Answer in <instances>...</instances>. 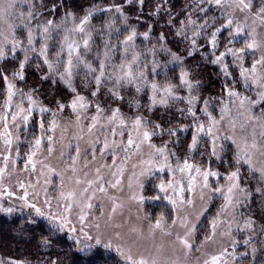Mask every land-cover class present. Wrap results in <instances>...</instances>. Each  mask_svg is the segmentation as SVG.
<instances>
[{
	"label": "rangeland",
	"instance_id": "rangeland-1",
	"mask_svg": "<svg viewBox=\"0 0 264 264\" xmlns=\"http://www.w3.org/2000/svg\"><path fill=\"white\" fill-rule=\"evenodd\" d=\"M209 6L216 11L217 16L223 19L219 27L227 23V20L230 18L231 14V18H234L232 29H235L236 24H240L244 29L235 40H232V37L229 36V29H223L226 31V38L222 39L217 36V46H220V52H224L226 48L239 49L244 47V40L246 38L249 40L252 38L248 37L247 33L251 32L253 28L255 29V39L258 42L264 41V22H262L260 18H257L256 15L257 13H260L261 8H264V0H251V8L245 9L243 12L236 8L234 4L231 7L228 5H225L224 7H217L215 4L208 5L207 7ZM260 16L264 17V13H260ZM13 22L17 24L19 23V21ZM32 26L35 27L33 24ZM0 29L4 30L6 35L8 34L6 23L0 24ZM13 34L18 40L22 41L25 46L27 45V29L17 28ZM3 39L4 37L0 36V42H3ZM37 39L40 44L43 43L39 37H37ZM230 40H232L231 43H229ZM59 43L56 44L48 41L50 58L54 57L56 50L59 48ZM132 43L134 44V41ZM35 44L34 46L37 48V50H39L40 44L39 46ZM5 47L6 58L20 57L22 60H24L25 53L21 49L18 48L15 57H13L11 45L6 44ZM81 51H83L82 48ZM122 53L123 48L121 50V54ZM262 53H264V48H258L255 50V52L248 50L247 54H241L244 55L243 66L250 68L254 58L258 59ZM28 55L30 58L23 69L24 79L21 80L18 77L13 79L12 74L14 72H12L9 77L10 82L16 86V95L13 97L12 106L9 109V113L17 111L16 104L21 102L24 108L28 107L26 94L29 92L32 93L33 99L38 101V104L32 117L30 118L26 131L23 129V124L21 123L19 130V141H14L12 151L10 153H0V167H4L2 155L7 154L10 157L7 164V172L5 173L3 179L0 180V184H3L4 187H7L9 191L16 193V195L11 197L4 196L3 199H0V205H6L5 208L11 206L23 211V214H30L32 217L39 218L44 220L43 222L49 223L51 221L47 218V214L50 211H57V201L56 199L52 200L51 208L44 205L45 195L43 189L46 188L48 190L49 198L58 196L61 190L65 193L69 191L78 192L83 187H87V184L84 183L85 181L97 179V168L100 169L99 175L102 176L105 181L114 183L115 178L110 173L115 171V168H109L105 166L112 165L113 157L107 152L101 156L99 151H96L94 159L92 155L93 148L97 150L103 148V137H100L101 143L93 144L92 142L96 140L98 134L89 135L87 132V127L89 124H91V116L97 114L96 105L99 104L104 110L101 113L102 118L110 115L111 110L116 108H119L121 113L130 119L137 115L131 116L129 107L127 106L126 109L123 110V105L118 102H122L124 98L120 99L112 95V93L109 91L107 80L103 83L97 95L92 96L91 92L95 90V82L92 81L90 86H85L86 69L83 67V65H81L77 70L78 74L73 80V84L76 87L77 92L85 97V100L88 104L86 109H79L78 107L77 111L80 115L79 122H77L76 119L77 113H74L72 108L67 106L70 105L71 101L75 98L76 93L70 91L69 88L62 81H59L58 77L56 76L53 77L54 79H52V81L59 82L61 87L67 92L65 100L62 102L57 101V105L59 102V104L66 105V107L63 111L60 109L56 111L52 110L45 104V99L40 97V92H36V90L39 88H36V90L33 88L30 78L28 79L30 73L25 72V70L28 71V69L35 70L36 72L40 73L38 77L41 81H48L47 79H42V76L48 74L47 66L44 65L43 60L37 55V53L29 52ZM35 56L39 61L33 60ZM64 58H67L66 53L64 54ZM128 59H131V55ZM240 64L241 61L231 55L226 56L222 63L218 64L221 69L222 66H227V72L229 73V78L231 79V85L222 91L220 96L216 98L218 104L213 105V101L210 102L207 100V110L216 119H219L220 110L225 106V104H227L229 108L232 107V105L228 103L229 97L227 92L229 88L240 92L242 96L246 95L251 99H257L256 88L251 87L246 89L244 86V82L240 77ZM37 65H40V67H37ZM60 70L62 71L63 69L61 68ZM182 72L187 71H180L178 76L179 82L174 88V92L175 95L184 99L173 100L172 98H169V102L181 101L183 106L189 107L187 103V98L190 96L189 90L186 85H181L180 82V76ZM88 79H91V77ZM187 79L193 84L189 75ZM40 80L36 81L38 85L40 84ZM151 95V87H149V96ZM191 95L194 96L192 92ZM6 97L7 85L5 84L4 95L0 101V115H3L5 112L4 103ZM115 99L118 102H116ZM221 100L224 101L223 104L221 103ZM41 106L49 109V111L43 114L40 113L39 107ZM157 106L163 105L158 104ZM204 107V100L197 98L195 101V110L197 116L199 117L197 122L207 125V116L201 112ZM261 107L262 105L255 106L253 109L255 115H260ZM136 108L137 107L134 106L135 110ZM211 108H213L215 111L211 110ZM177 111L181 112V109L177 108ZM167 114V116L171 118L170 115H172V113L168 112ZM235 114L236 113L234 110L232 113H230V115L233 116ZM240 119L242 120L243 117H240ZM52 120H55L58 126L54 131L49 132L47 129L51 126ZM41 121L45 125L44 130H41L40 128ZM8 122L10 126L9 130L12 132L13 137H15L18 134V131L12 126L10 114ZM193 123L194 118L192 117L190 122L191 125H162L164 131L160 132V130H156L157 134L151 137L150 143L156 147L167 145L168 151L175 153V156L170 157V162L173 167H175L176 161L178 159L183 161L185 158L190 156V162L202 164L205 168L210 167L212 171L218 172L220 174L219 176L209 177L208 182L210 189L222 188L224 192H227L229 182L225 179V177L228 173L235 171L236 167H238L235 164L234 159V155L237 151L236 145L230 140L218 141L224 150L221 153V159L217 160L216 157L209 155L211 151L210 139L207 136H203L198 143L197 148L189 153L188 145L191 144L192 136L196 131L195 127H193ZM182 128L185 130H181ZM2 129L3 121H0V130ZM169 129L174 130L176 135L169 136ZM129 130H131L130 125L129 128L125 129L124 137L119 135H116L115 137L110 136L109 141L111 142L113 139L117 142L123 140L126 143L127 132ZM149 131H152L151 127H149ZM221 131L226 132L228 135L232 134V130L228 127L227 119L221 122ZM250 131L251 129H249V132ZM257 131H259V128H257ZM237 133H239V128H237ZM133 135H135L134 132ZM49 136L53 137L51 142L48 140ZM80 137L83 138L81 139ZM35 138H41L42 142L39 151H37L36 155L34 156V160L42 161L44 166H42L40 163H37L35 172H32L31 170L26 172L24 171V164L27 159L25 154L28 153L30 147L34 145ZM148 144L149 142H144L142 144L141 153L132 155L127 163L123 165L124 172L122 175H118L117 177L121 180V184L119 186L112 188L109 187L108 184H105L107 194L99 192L95 194L92 200L94 207L88 210L90 211L91 215L83 223V232H88L93 237L102 234L105 241H107L114 232L120 233L121 239L117 241V243H127V245L132 248L133 253L139 252L143 253L145 256H147L149 253L156 255V251L159 249L160 254L157 256V258L161 261V264H173V262L174 264H203L205 259L210 258L212 255H218L223 249L227 250L228 255L225 257V259L227 260L228 264H247L242 262L244 254L240 252L239 247L242 245V240L246 238V232L248 229V227H245V222L249 220V211L246 204L251 206L252 203H254V201L249 202L250 198L253 197L256 201L255 205L253 206H258L264 209V180H261L259 173H250L247 165L239 166L241 167L240 186L246 190L248 195H241L239 190H235L233 204L229 205L226 209L223 207L225 204L223 195L216 193L215 191H211L210 189H202L203 179L202 177H197V184L194 188V191L192 193H188L187 191L183 193L185 197L193 198V205H184L174 210L173 205L167 200L163 198L154 200L152 197L156 195L161 197L165 196L166 194L172 195L171 189H169L168 193H161L158 186L162 182L167 184V182L170 180L180 179L182 174L177 172L175 173V176H173V174L167 169H165L163 172L155 171V169H153L150 173L146 172L144 175H141L140 173L143 169L149 168V165L142 164L141 161H147L149 159L150 153L155 152V148H149ZM49 146L53 148L51 155H49L47 152V148ZM2 147L3 145L0 143V148ZM17 147L20 150L19 156H17L16 153ZM77 147L80 149V157L77 164L75 165L76 172L74 174L71 170L72 166L69 157L76 156ZM116 151L117 163H119L126 154L121 152L119 149ZM62 153L63 155H61ZM13 160L16 161L15 164L12 163ZM85 164H87V167H85ZM253 164L256 168L264 166V156L256 153L253 156ZM30 168L31 166H29V169ZM49 169H52V171H49ZM246 171L247 175L243 174ZM41 172H43L44 175H41ZM84 173H87V176H85ZM242 175L246 181L247 179L250 180L253 177L256 178V181L254 182L255 186L252 188L251 192H248L247 188L245 187V184L248 185L249 183L242 181ZM130 178L131 187H129ZM76 179H80L82 183L77 185L75 183ZM21 181L25 185L32 184L36 186L35 188L28 189L30 193L34 191L40 192V196L38 198L30 196L29 200L30 202L35 203L38 199L39 203L37 206H43L42 210L45 212L44 216L38 215L34 209L24 206L23 201L17 199V196L22 194V190L18 186L19 182ZM48 181H50V183ZM184 183L186 186V174ZM141 184L142 187L140 186ZM258 188H260L261 191H257ZM202 191L203 198L201 196ZM133 193H135L137 196H143L145 198L143 203H141L139 199H132L131 197ZM209 197H211V199H209ZM237 199L241 202L237 203ZM113 207L116 209L115 212H113ZM101 212H103V215H101ZM201 212L203 213L202 215L200 214ZM78 214L79 209L69 215V219L72 222L69 227H75L77 232L71 233L69 227H66L64 230L68 231L70 235L73 234L76 239H81L82 244H92L94 247H99L103 251L111 252L124 262V260L116 253L115 247L112 249H105L103 246L95 245L94 239L88 241L83 238V234L81 232L82 224L78 219ZM109 216L112 218L110 221L112 227H105V221ZM161 216H163L162 226L164 231L154 227L156 221L160 219ZM184 218H187V227H191L193 224L196 226L195 230L188 237L189 242L192 243L193 250L188 251L187 257H185L183 254L182 246L176 242V235L180 234L183 236L185 232V226L180 223V221ZM173 220L177 221L175 225L172 223ZM95 223L100 224L99 231L95 228ZM213 223L216 224L215 230L213 229ZM251 227L255 231L261 232L259 223H253ZM213 231H215L213 239L211 241L205 242V237L212 236ZM168 232H171V236L167 234ZM259 235L262 237V234ZM233 242H235V251H233ZM195 249L200 250L195 251ZM125 250L127 251V248ZM255 252L257 255L261 254V249L260 251L257 250Z\"/></svg>",
	"mask_w": 264,
	"mask_h": 264
},
{
	"label": "snow or ice",
	"instance_id": "snow-or-ice-1",
	"mask_svg": "<svg viewBox=\"0 0 264 264\" xmlns=\"http://www.w3.org/2000/svg\"><path fill=\"white\" fill-rule=\"evenodd\" d=\"M130 3L131 0H128ZM143 3V0H140ZM197 4L207 3L208 5L215 4L217 7H224L228 5L231 7L233 4L236 8H238L241 12L245 9L251 8V0H195ZM27 4V8H23V5ZM39 4V6H37ZM19 10V11H18ZM50 11L53 16L55 15L57 8L54 4L51 9H47L44 0H0V24H7V35L4 30L0 29V36H3V42H0V60H4L6 58V44L11 45V51L13 57H15L17 49H21L25 55L24 60L20 61L19 71L14 72L13 79L19 78L24 79L23 69L25 64L29 60V52L37 53V55L43 60L44 65L47 66L48 74L42 76V79H49L53 76L58 77L59 81H62L70 91L76 93L75 98L71 101L70 106L74 113H77L76 119L77 122L80 120V115L77 111L79 109H86L88 104L85 100V97L80 95L77 92L76 87L73 84L74 78L77 76V70L81 65L86 69L85 72V86H90L91 82H95V90L91 92L92 96H96L100 91L101 86L107 80L110 81L112 86L109 87V91L113 96L122 99L120 96L119 89L125 86H134L137 93L141 92L143 88L149 85L148 79V64L147 57L144 53H138L135 49L134 44L132 43L136 37L135 29L126 36V38L121 42L123 45V53L120 56V63L115 64L112 63L113 57L119 51L118 47H113L110 45L108 41L104 43V51L101 54L99 51L96 53V58L99 61L98 67L94 66L93 63L87 59L88 53L92 51V30L87 28L90 18L94 15V12L98 9L93 8L87 10L86 14L79 19L77 22L75 16L71 12H65L63 18L59 23L55 21V19H46V21L41 22L40 17L43 15V11ZM104 11H112L111 8L103 9ZM200 12H206L207 9L200 8ZM115 11L117 13L122 12V8L120 6H115ZM159 11V8H157ZM26 13V14H25ZM260 13H264V8L260 9ZM260 13H257V18H260L262 22H264V17L260 16ZM33 20L37 21L35 27L32 26ZM69 20L72 22V27H67ZM13 21H19V23H14ZM195 21L189 18L187 19L188 25H195ZM181 24L184 25L185 21H181ZM234 24V18H230L227 20V23L223 24L221 27L215 28L211 33V41L213 48V55L215 59L211 61L213 64H221L224 58L228 55L233 56L234 58L241 61L240 64V77L244 82V86L246 89L255 87L256 88V96L257 99H251L250 97L244 95L242 96L240 92L233 90L232 88L228 89L227 95L229 97L228 103L232 105L231 108L225 104L224 107L220 110V117L216 119L213 117L207 110L208 101L205 100L204 109L201 112L207 116V125L204 123H198L199 117L197 116L195 110V101L197 97L192 96L191 92L194 88V85L187 79L188 73L182 72L180 76L181 85H186L190 96L187 98V103L189 107L187 108V113L194 118L193 127H195L196 131L192 136L191 144L188 145L189 153L194 151L197 148L198 143L202 139L203 136H207L211 141V151L209 153L210 156L216 157L217 160L221 159V153L223 152V147L218 141L230 140L233 144L236 145L237 151L234 155L236 167L235 171H231L225 177V179L229 182V186L227 188V192H224L222 188H214L210 189L209 185V177H217L220 174L218 172L212 171L210 167L205 168L202 164H197L195 162H190L191 157L185 158L183 161L179 159L176 161L175 167L172 166L170 162V157L175 156V153L169 152L167 149V145L162 147H156L155 145L150 143L151 137L155 136L156 130H160L163 132L164 129L161 124L155 123L153 124L151 120L146 119L142 115H137L134 118H128L124 116L119 108L111 110V114L106 116L105 118L101 117V113L104 111L99 104L96 105V115L91 116V124L87 127V132L89 135L98 134L93 144L101 143L100 137H103V148L95 149L93 148V159L95 158L96 151H99L101 156H103L106 152L113 157L112 165L106 167L115 168V171H112L110 174L115 178L114 183L105 181L102 176L99 175L100 169L97 168V179L95 180H87L84 183L87 184V187H83L81 190L77 191H69L65 193L64 191H60L58 196H53L49 198L48 190L43 189L45 200L44 205L51 208L52 200L56 199L57 201V211H50L47 214V218L52 222L53 227H58L59 230L63 231L66 227L71 225V221L69 219V215L79 209L78 219L82 224L81 232L83 234V238L91 241L95 240V245L103 246L105 249H112L115 247L116 253L124 260L125 264H161V261L157 258L160 254V250L157 249L156 255L149 253L145 256L143 253H133L132 248L127 245V243L121 244L117 243L121 239L120 233H113L112 236L105 241L103 239V235H97L93 237L88 232H83V223L88 219L91 215L90 209L94 207L92 200L97 192L107 194V189L105 184H108L109 187L116 188L121 184V180L118 175H122L124 172L123 165L127 163L132 155H136L141 153L142 144L144 142H149V148H155V152L150 153L149 159L147 161L142 160V164L149 165V168L143 169L141 171V175H144L146 172L150 173L153 169L155 171L163 172L167 169L170 173L175 176V173H181L180 179H173L165 183H161L159 187V191L161 193H168L169 189H171L172 195H165L163 197L156 195L152 197L154 200L165 199L170 204L173 205V209L175 210L178 207H182L184 205L192 206L193 198L185 197L183 193L187 191L188 193H192L197 184V177H202L203 184L202 189H210L211 191H215L223 195L225 204L224 208L226 209L229 205L233 204V199L235 196V190H239L241 195L247 196L246 190L240 186L241 180V167L242 165H247L250 173L255 174L259 173L261 180H264V166L256 168L253 164V156L256 153H259L261 156H264V53L260 55L258 59L254 58L251 67L246 68L243 66L244 55L247 54L248 50H252L255 52L258 48H264V41H257L255 39L254 33L255 29L253 28L251 32L247 33L248 37H252L250 40H244V47L239 49L226 48L224 52H220L219 55H215V49L217 48V36L222 32L223 29H229V36L232 37V40H235L237 36H239L243 32V26L240 24H236L235 29H232V25ZM111 27V25H109ZM207 27V21L205 24L198 25L196 28H193V32L195 36H199L201 34V30ZM17 28L27 29V45L25 46L22 41L18 40L16 36L13 34ZM59 31H62L63 37L59 43V48L56 50L54 57L50 58L49 56V45L48 41L54 38L53 33L59 34ZM151 29H149V32ZM184 29L181 28L178 30L177 35H181ZM11 37V38H9ZM37 37L43 41L40 44L39 50L34 46L35 43L38 42ZM145 39L148 38V33H144ZM187 38V37H186ZM161 40L164 39L163 35L160 37ZM229 41V43L232 42ZM196 47V42L193 40V48ZM81 48L83 51H81ZM67 54V58H64V54ZM129 54L131 55V59H128ZM153 56L155 55V50H152ZM192 52L189 51V55ZM142 56H144V60H142ZM180 57L173 53V60H179ZM259 66V67H258ZM40 67V65H37ZM63 69L62 71L60 69ZM111 69V71H109ZM224 74L227 76L229 73L227 72V66H222L221 69ZM151 73L153 76H157V64L153 59ZM0 76L3 77L5 84L7 85V97L5 99L4 107L5 112L3 115H0V121H3V129L0 130V143H2L3 147L0 148V153L12 151V146L14 141H19V130L21 123L23 124V129L26 131L29 125L30 118L32 117L34 110L37 107L38 101L33 99V95L31 92L27 93L28 107L24 108L22 106V102L16 104L17 111L9 113V109L12 106L13 97L16 95L15 85L10 82L9 77L3 72L0 71ZM91 77V79H88ZM56 81H54L55 83ZM152 95L149 96V111L155 108L158 104L163 105L165 107L169 104V98L173 100L184 99L175 95L174 88L175 85L169 83L161 87L152 82L150 84ZM35 91V90H33ZM24 95V94H22ZM159 97V98H158ZM223 104L224 101L221 100ZM256 105H262L260 115H255L253 109ZM59 109L61 111L64 110L66 105L59 104ZM235 111V115H230V113ZM40 113L48 112L49 109L45 107H39ZM184 111V110H181ZM9 114L11 115L12 126L15 127L18 131V134L13 137L12 132L9 130ZM240 117H243L241 120ZM228 121V127L232 130V134L228 135L226 132L221 131V122ZM19 121V122H18ZM106 121V122H105ZM131 127V130L127 132L126 143L121 140L117 142L116 140L109 141V137H115L119 135L121 137L125 136V129ZM57 122L55 120L51 121V126L47 129V131L52 132L57 127ZM149 127L152 128V131H149ZM41 130H44L45 125L41 121L40 122ZM237 128H239V133H237ZM259 128V131H257ZM249 129L251 131L249 132ZM181 130H185L182 128ZM133 132L135 135H133ZM169 136H175L176 132L172 129L168 130ZM142 137V138H141ZM81 139L83 137H80ZM48 140L51 142L53 137L49 136ZM41 138L34 139V145L30 147L29 152L25 155L27 159L24 164V171L31 170L32 172L36 171L37 163H40L42 166V161L34 160V156L36 152L39 151L41 145ZM111 149V150H110ZM117 149L126 155L123 159L117 163ZM219 149V150H218ZM110 150V151H109ZM47 152L49 155L52 154L53 148L48 147ZM17 156L20 155V150L17 147L16 149ZM63 155V153L61 154ZM80 157V149L76 148V156L69 157L71 160L72 172L75 174L76 168L75 165L78 162ZM159 158V159H157ZM10 157L7 154L2 155V162L4 163V167H0V180L3 179L5 173L7 172V164ZM13 164L16 163L15 160L12 161ZM29 166L31 168L29 169ZM87 167V164H85ZM135 167V165H134ZM52 171V169H49ZM44 175L43 172L40 173ZM186 180L187 184L185 186L184 180ZM87 176V173H84ZM50 183V181H48ZM75 183L80 185L82 181L80 179H76ZM95 185V187H94ZM19 188L22 190V194L17 196V199L23 201V205L35 210V212L44 216L45 212L42 210L43 206H37L39 203L38 199L35 203L30 202L29 197L38 198L40 196L39 191H34L30 193L28 191L29 188H35V185L28 184L25 185L22 181L18 184ZM142 187V184L140 185ZM129 187H131V178L129 180ZM257 191H261L260 188ZM16 193L9 191L7 187H4L3 184H0V199H3L4 196H13ZM203 198V191L201 193ZM132 199H139L141 203L144 201L143 196H137L133 193ZM211 199V197H209ZM237 203L241 201L237 199ZM62 209V210H61ZM15 209L11 206L2 207L0 206V212L12 213ZM115 207H113V212H115ZM203 214L202 212L200 213ZM103 215V212H101ZM111 216L105 221V227H112ZM163 216L156 221L155 228L161 229L164 231L162 226ZM173 225L177 223L176 220L172 221ZM180 223L185 226V232L183 236L180 234L176 235V242L182 246V251L185 257H187L188 251L193 250L192 243L189 242L188 237L195 230V225H191V227H187V218H184L180 221ZM253 221L250 219L245 222V227H251ZM95 228L99 231L100 224L95 223ZM216 224L213 223V229L215 230ZM71 233H76L77 229L75 227H69ZM171 236V232L167 233ZM215 235V231H213L212 236H206L205 242L211 241ZM72 238L71 236L69 237ZM75 243L78 246H81L79 250L83 251L85 249H91L93 247L92 244L84 243L82 244L81 239H76ZM248 241H245L247 244ZM203 246V245H202ZM127 248V251L125 250ZM200 249H195V251H199ZM233 251H235V242H233ZM228 255L227 250L223 249L220 251L218 255H212L210 258L205 259L203 264H228L225 257ZM10 264H17L16 261H11ZM55 264V262H53ZM174 264V262H173Z\"/></svg>",
	"mask_w": 264,
	"mask_h": 264
},
{
	"label": "trees",
	"instance_id": "trees-1",
	"mask_svg": "<svg viewBox=\"0 0 264 264\" xmlns=\"http://www.w3.org/2000/svg\"><path fill=\"white\" fill-rule=\"evenodd\" d=\"M44 2L47 9H51L55 4L57 11L54 16L50 11H43L41 22L55 19L59 23L65 12L73 13L78 22L87 10L98 9L86 26L92 30V51L88 53L87 59L97 67L99 61L96 53L98 51L103 53L105 41L119 48L112 60V63L119 64L123 48L121 42L135 29L134 46L138 53H144L147 57L150 83L139 93L130 85L119 89L120 96L124 99L122 102L115 100L123 105V110L126 106L129 107L131 116L142 115L153 124L191 125L192 116L187 113L188 107L183 106L181 101H170L167 107L156 106L149 111L150 84L155 82L162 88L169 83L177 86L181 70L187 71L193 82L192 94L198 99L213 101V105L218 104L216 98L231 85L229 75L226 76L218 64L211 63L215 59L210 44L211 33L220 26L223 19L217 16L212 7H207V3L197 4L195 0H143V3L140 0H131L130 3L128 0H44ZM115 6L122 8L123 15L115 11ZM23 8L26 9L27 4H24ZM106 8H111L112 11H104L103 9ZM200 8H205L207 11L200 12ZM189 16L196 22L195 25L187 24ZM181 21H185V24L182 25ZM206 21L207 27L201 30L198 37L195 36L192 29L205 24ZM32 24L36 26L37 21L33 20ZM71 26L72 22L69 20L67 27ZM181 28L184 29L183 33L177 35ZM146 32L147 39L144 37ZM63 34L62 31H59V34L53 33L54 38L50 42L58 44ZM161 35L164 37L163 40L160 39ZM218 37L225 39L226 31L223 30ZM193 40L196 42L195 48H193ZM39 44L40 42H37L35 45L39 46ZM189 51L192 52L191 55ZM220 51V46H217L215 55ZM173 53L180 59L173 60ZM141 59L144 60V56ZM153 59L157 64V76L151 73ZM33 60L38 59L35 56ZM20 61H22L20 57L0 60V71L10 77L12 72L19 71ZM25 72L30 73L28 79L30 78L35 90L39 88L36 92H40L41 95H38L45 99V104L54 111L58 110L57 101H64L67 92L59 82L52 81L54 76L47 79L48 81H41L38 77L39 72L31 69ZM37 80H40L39 85L36 83ZM107 85L112 86L110 81ZM4 90L5 82L0 76V101ZM134 106L137 107L136 110ZM177 108L184 111L178 112ZM211 110L215 111L213 108ZM168 112L172 113L171 118L167 116ZM243 174L247 175V171ZM242 181L249 183L245 184V187L251 192L256 178L246 181L242 175ZM252 201L254 203L251 206L246 204L248 217L253 223L260 224L261 232L248 227L246 238L242 240L239 248L244 254L242 262L264 264V209L253 206L256 203L253 197L249 202ZM14 209L12 213L0 212V264H10L11 261H16L17 264H53V262L55 264H125L113 253L103 251L99 247L93 246L91 249L81 251L79 248L82 245L78 246L75 243L76 238L73 234L70 235L66 230L61 231L58 227H53L51 222H43L44 220ZM259 234H262V237ZM245 241L248 243L245 244ZM260 249L261 254L257 255L255 251Z\"/></svg>",
	"mask_w": 264,
	"mask_h": 264
}]
</instances>
